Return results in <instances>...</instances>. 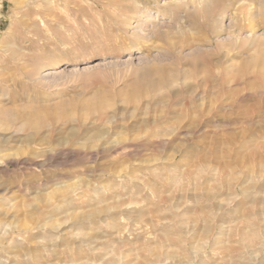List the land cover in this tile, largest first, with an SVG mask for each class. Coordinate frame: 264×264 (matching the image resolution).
<instances>
[{
	"label": "rangeland",
	"instance_id": "rangeland-1",
	"mask_svg": "<svg viewBox=\"0 0 264 264\" xmlns=\"http://www.w3.org/2000/svg\"><path fill=\"white\" fill-rule=\"evenodd\" d=\"M0 212V264H264V0H0Z\"/></svg>",
	"mask_w": 264,
	"mask_h": 264
},
{
	"label": "bare ground",
	"instance_id": "bare-ground-1",
	"mask_svg": "<svg viewBox=\"0 0 264 264\" xmlns=\"http://www.w3.org/2000/svg\"><path fill=\"white\" fill-rule=\"evenodd\" d=\"M95 109V108H94ZM5 208L2 213H1V216H3V221H5V225L6 226H14L17 230H20L22 233H24L25 235L28 233V232H33V230H37L38 228H44L46 225H42L41 222H34V218H33V222H29V221H25L24 224H22L21 226H18V223L16 221H13V220H17L18 219V216L16 214H11V211L13 212V210L15 209V207L13 205H10L9 203L8 204H5ZM9 209V210H8ZM3 210V208H2ZM29 212V211H28ZM30 214V213H29ZM34 216H37V214L34 213ZM10 218L12 221H10ZM2 222V221H1ZM9 223V224H8ZM31 223V224H30ZM53 227V229H59V225L57 224H54V225H51ZM7 229V228H6ZM4 230V238H6V235L8 234V231L7 230ZM41 231V230H39ZM14 233V232H13ZM38 239V238H37ZM5 239H3L2 237H0V242L4 243ZM58 245V244H57ZM52 248V247H51ZM6 249V248H5ZM22 249V248H21ZM33 249V248H31ZM39 249V248H38ZM11 250H15V249H12ZM69 250V249H68ZM29 251V250H28ZM36 251V249H35ZM23 252V251H22ZM31 252V250H30ZM38 252V251H37ZM7 253V252H6ZM195 253V251L193 252ZM257 256H255V259H256ZM259 257V256H258ZM5 261V260H4ZM76 262V261H75ZM9 264H14V262H11Z\"/></svg>",
	"mask_w": 264,
	"mask_h": 264
}]
</instances>
